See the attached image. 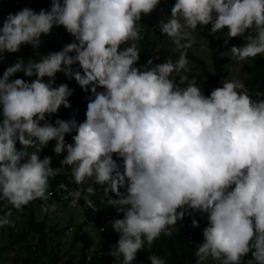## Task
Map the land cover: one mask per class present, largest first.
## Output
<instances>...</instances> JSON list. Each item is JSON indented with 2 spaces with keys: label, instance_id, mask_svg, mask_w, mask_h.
<instances>
[{
  "label": "clouds",
  "instance_id": "clouds-1",
  "mask_svg": "<svg viewBox=\"0 0 264 264\" xmlns=\"http://www.w3.org/2000/svg\"><path fill=\"white\" fill-rule=\"evenodd\" d=\"M60 27L70 42L0 75V211L68 210L46 222L86 234L63 244L76 263L109 250V264H166L155 241L200 234L196 264H264V90L244 82L264 56V0H50L0 22V62ZM198 27L226 33L209 47ZM51 141L66 153L56 168L41 158ZM11 209L0 228L15 227Z\"/></svg>",
  "mask_w": 264,
  "mask_h": 264
},
{
  "label": "trees",
  "instance_id": "trees-1",
  "mask_svg": "<svg viewBox=\"0 0 264 264\" xmlns=\"http://www.w3.org/2000/svg\"><path fill=\"white\" fill-rule=\"evenodd\" d=\"M25 6L38 11L41 8H49L50 0H0V22H2L9 12L14 13ZM197 31L199 35L206 40L209 47L214 46L216 42L220 40V36L226 33V31L216 33L214 36L209 34L207 28L200 27L197 28ZM218 34H220L219 37L216 36ZM158 35L161 36L160 33H158ZM214 38L216 40H214ZM71 39L72 38L70 35L67 34L62 27L54 29L52 35L46 37L42 36V43L40 45L39 51L36 52V50L31 46H23L18 53L6 54L4 60L0 62V75H2V72L6 69V67L14 63L17 58H23L25 62H27L28 59H37L41 53L46 54L50 51L60 50L63 45L70 42ZM243 43H245L244 40ZM249 60L253 64V68L248 71L249 76L245 78L244 82L251 89L264 90V56H258L254 60ZM17 76L23 77V74L18 73ZM24 78L31 79L27 77ZM62 82L69 83V86L75 90L74 95L70 98V100H72V104H83V98L86 96V94L79 88V86H77V84H75V81H67L63 74H57V84ZM72 107L67 108L66 110H62L61 108L59 111V117L63 119H71ZM67 137L66 139L69 142ZM54 146L55 141H51L48 147L42 151L41 158H43L45 155L51 156V164H53V167L56 168L58 167L57 159L66 153L62 155H56L53 151L54 148H52ZM67 178L68 177L63 173V171H61V174L51 180L50 184L52 186L55 184H66L68 180ZM73 187V185H71L69 188L67 186V188L71 191L73 190ZM1 203L2 201H0V205ZM5 209V211H0V215L8 212L11 209V205L8 204V207ZM38 209L39 205L37 203H30L22 211L21 215L24 217L22 221L18 220V217L13 215L18 211L11 209V219L15 222V227L0 228L3 233L0 234V259L3 257L2 254L4 252H9L12 254L9 256L10 260L11 258L20 260L21 253L23 252L26 254L25 258L14 264H22V261H24L23 264H81L83 258H80V263H76L71 259L63 260L62 258L65 255L64 253H68V250L71 249L72 242L75 243V241L78 240H85L86 234L81 235V232L78 231V233L71 239L66 238L63 236V234L61 235L60 233L63 231V228L55 229V224L50 226V229H48V221L46 222V218H56L54 219L55 221H58L57 218H60V222L62 216H55L53 212H48L44 215V218L40 219L38 217ZM85 215H88L90 218L93 216V214L87 210H85ZM102 216V211H99L94 219L96 224L100 225L102 223L100 220ZM75 219V216H71L67 222L73 223ZM51 228L53 229L51 230ZM106 232H103L104 236L107 235ZM32 235L37 237V244L32 242ZM60 236L61 240L59 239ZM62 238L64 240H62ZM202 240L203 239L200 237V234H197L193 238L180 240L182 243L175 245L172 236H161L153 243L152 251L154 252V255L164 258L166 264H196V257L194 253L197 250L198 244L202 242ZM69 241H71V244L67 245L68 247H66L65 250H62L61 247L63 244ZM48 245L52 247L53 251L48 252ZM108 252L109 250L103 252L101 256L95 255L93 257V264H109L111 260H114V258L109 256ZM147 263L150 264V261L148 260Z\"/></svg>",
  "mask_w": 264,
  "mask_h": 264
},
{
  "label": "rangeland",
  "instance_id": "rangeland-1",
  "mask_svg": "<svg viewBox=\"0 0 264 264\" xmlns=\"http://www.w3.org/2000/svg\"><path fill=\"white\" fill-rule=\"evenodd\" d=\"M154 14H157V16H160V15H162V12L161 11H154ZM193 35L195 36V38H196V42H198V40H197V36H196V34H195V32H193ZM233 40H235V38L234 39H231L230 41H233ZM170 49V51H173L174 50V48H169ZM204 52H206V50H204ZM205 58H208V55H205ZM234 60V59H233ZM207 63L208 64H210V62L209 61H207ZM231 64H233V63H231ZM229 70H230V74L232 75V76H235V75H238V70H239V66L237 65V66H235V65H233V66H230L229 67ZM34 149H29V151H33ZM65 211V216H63L62 217V219L61 220H63V218L65 219L66 218V213L68 212V210H64ZM18 217V220H20V221H22L23 220V216L22 215H18L17 216ZM60 220V221H61ZM2 233V231H1V229H0V234ZM3 234V233H2ZM53 244V243H52ZM55 244V243H54ZM66 247H68V246H66V245H63L62 247H61V249L62 250H65V248ZM48 248H49V250H48V252H51V251H53L52 250V247L50 246V245H48ZM12 254L11 253H9V252H4L3 254H2V258L0 259V264H13V263H18L19 261H21L23 258H25V253H21V258H20V260H17V259H13V258H11V260H10V257L9 256H11ZM23 262L24 261H22V264H23ZM206 264H213V262H206Z\"/></svg>",
  "mask_w": 264,
  "mask_h": 264
}]
</instances>
